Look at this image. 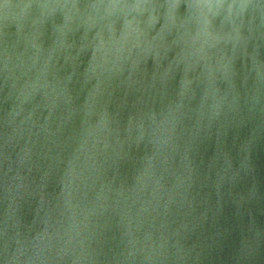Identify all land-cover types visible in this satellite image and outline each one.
Listing matches in <instances>:
<instances>
[{
	"label": "water",
	"instance_id": "water-1",
	"mask_svg": "<svg viewBox=\"0 0 264 264\" xmlns=\"http://www.w3.org/2000/svg\"><path fill=\"white\" fill-rule=\"evenodd\" d=\"M0 264H264V0H0Z\"/></svg>",
	"mask_w": 264,
	"mask_h": 264
}]
</instances>
